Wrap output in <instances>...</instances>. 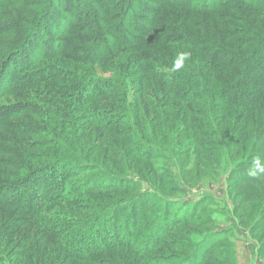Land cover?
Instances as JSON below:
<instances>
[{"label": "trees", "instance_id": "obj_1", "mask_svg": "<svg viewBox=\"0 0 264 264\" xmlns=\"http://www.w3.org/2000/svg\"><path fill=\"white\" fill-rule=\"evenodd\" d=\"M79 1L0 0V264H207L208 239L155 255L201 201L162 197L150 158L264 140V0Z\"/></svg>", "mask_w": 264, "mask_h": 264}, {"label": "rangeland", "instance_id": "obj_2", "mask_svg": "<svg viewBox=\"0 0 264 264\" xmlns=\"http://www.w3.org/2000/svg\"><path fill=\"white\" fill-rule=\"evenodd\" d=\"M145 1L148 2V5H154L150 0ZM25 3L24 1L28 11L25 18L29 15L31 17L34 10ZM5 4V2L2 3L3 6L0 7V11L6 12L7 6ZM79 5L81 2L77 0L76 6L78 8ZM133 6L136 13H142L143 9L140 5L134 3ZM56 10L65 13L61 6H57ZM77 11L73 9L70 14L72 12L77 13ZM6 14L7 12L3 16L10 21L11 19ZM47 27H49L47 30L50 33L54 31L48 24ZM105 74L109 75L110 73L106 72ZM31 139H37V137H31ZM199 142L205 144L203 157L209 162L201 161V166L194 170L189 171L187 167L193 168L192 164L189 163L193 161L195 156L193 150L197 149L198 146H190L191 150L185 154L187 161L182 166L184 168L179 167L180 170L176 166L171 167L172 165L169 163L170 158L175 157L172 151L164 150L168 159L163 157L150 158L155 171V178L153 179L163 183L159 192L162 197L170 199L176 206L189 205L193 207L197 201H201L197 204L194 218L188 224L179 225L178 231L170 235V241L176 243L175 247L187 246L184 249H174L163 244L159 248L160 252L155 253V255L166 253L173 257H187L193 253L195 249L193 246H198L199 243L208 239L207 241H211V246L208 247L209 242L204 244L206 253L200 256L201 262L207 261V264H264V193L261 189L262 180L255 179L249 188L245 182L237 179L247 173L246 170L251 165L253 158L257 156L261 159L264 158L262 156L264 154V140L255 141L250 136L247 141H244V150L237 151L238 153L234 158H231V151L228 149L226 139ZM114 158L122 161L120 154ZM263 161L261 160L262 164H264ZM165 173L167 175H164ZM118 174L127 179L141 182L138 190L133 189L130 190L131 192L137 193L150 188L148 183L151 180H148L146 176L130 170L127 173L119 172ZM156 210L157 208L154 209V211ZM10 249L13 251L7 245V251ZM130 258L139 259L131 254ZM63 259L64 257L57 259L56 255L52 264H61Z\"/></svg>", "mask_w": 264, "mask_h": 264}, {"label": "clouds", "instance_id": "obj_3", "mask_svg": "<svg viewBox=\"0 0 264 264\" xmlns=\"http://www.w3.org/2000/svg\"><path fill=\"white\" fill-rule=\"evenodd\" d=\"M190 58V53L179 52L174 60L172 70L179 71L186 60ZM249 177L255 178L258 174L264 173V164L261 163V158L259 156L253 158L251 165L246 170Z\"/></svg>", "mask_w": 264, "mask_h": 264}]
</instances>
